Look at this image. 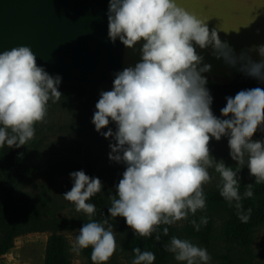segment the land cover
<instances>
[{
	"label": "clouds",
	"instance_id": "1",
	"mask_svg": "<svg viewBox=\"0 0 264 264\" xmlns=\"http://www.w3.org/2000/svg\"><path fill=\"white\" fill-rule=\"evenodd\" d=\"M107 34L127 47L142 40L140 59L115 73L112 87L101 90L91 122L97 132L111 120L115 130L101 134L112 137L109 160L125 167L109 193L107 216H97V206L89 199L101 189L96 176L83 169L68 173L71 187L61 194L83 211L87 220L75 230L73 250L90 248V259L106 261L116 249L112 218L120 216L135 235L167 234L170 225L205 207L202 185L216 177L219 195L234 206L240 222H247L252 209L242 200L254 195V183L264 182V138L251 139L264 121V89H241L225 98L220 116L212 113V97L202 73V56L193 44L211 45L214 55L240 71L264 80V44L256 46L259 60L245 52L235 54L221 41L216 28L181 6L177 0H108ZM27 45L0 51V147L26 144L42 122L47 104L59 100L60 76L50 75L36 64ZM227 136L229 156L235 167L209 154L210 138ZM246 165L254 183L240 191L238 170ZM207 216L189 223L194 230L207 223ZM176 261L207 264V249L188 238L172 235L164 244ZM131 264H152L155 253L133 246Z\"/></svg>",
	"mask_w": 264,
	"mask_h": 264
},
{
	"label": "rangeland",
	"instance_id": "2",
	"mask_svg": "<svg viewBox=\"0 0 264 264\" xmlns=\"http://www.w3.org/2000/svg\"><path fill=\"white\" fill-rule=\"evenodd\" d=\"M11 16L13 18L8 20V23L6 20L7 27L2 25L0 28H7L6 36L14 39L18 33L12 35V32L18 29L16 28L18 24L15 15ZM254 35L260 36L261 31H255ZM260 38H264V35ZM238 69L239 64H236L221 72L208 69L202 75L206 77V83H225L230 82L235 74L240 72ZM57 88L61 93L59 100L54 102L49 100L44 120L35 124V134L25 146L27 168L24 173L23 185L19 189V198L37 210L38 216L33 226L36 227L35 229L40 228L17 236L12 248L0 256V264H44L46 239L53 229L61 233L69 244L70 264H88L85 257L80 252L74 251L72 247L75 230H78L86 221L87 216L82 210L77 211L73 202L67 201L61 196L71 187L68 173L81 169L84 147H89L88 155L94 159L97 165H104L111 168L112 171V168L115 167H125L122 162L109 160L108 145L115 141L111 136L106 138L101 134L108 128H112L114 131V122L110 120L100 132L95 130L91 122L95 107L89 101L92 97L95 98V95L80 96L77 93L78 89H68L65 86H57ZM261 138H264V121L251 137L253 140ZM208 149L214 159H222L225 165L235 167V161L229 156L226 135L221 136L219 140L210 138ZM123 170L117 174L119 178ZM209 173L213 179L203 184L202 189L216 186L217 175L211 168H209ZM115 174L113 172L103 176L109 178L108 182H111ZM237 176L239 181L244 182L254 179V176L249 174L246 165L241 166ZM119 178L114 182L115 184ZM111 184L112 182L108 183V185ZM52 220H56L54 224L44 222ZM110 222L115 232L116 249L106 262L107 264H131L133 256L124 247L131 228L124 223L120 216L112 218ZM183 223L184 218L172 224L175 227L176 236L187 238L183 230ZM222 228L223 220L215 218L211 239L207 245L191 241L207 249L211 257L207 264H238L237 260L243 257L245 252L236 245L224 242ZM250 251L253 264H264V224L254 231ZM167 264H184V262L176 261L171 253Z\"/></svg>",
	"mask_w": 264,
	"mask_h": 264
},
{
	"label": "crops",
	"instance_id": "3",
	"mask_svg": "<svg viewBox=\"0 0 264 264\" xmlns=\"http://www.w3.org/2000/svg\"><path fill=\"white\" fill-rule=\"evenodd\" d=\"M208 25L216 28L235 54L245 52L259 60L256 45L264 44V0H177ZM108 0H0V27L15 15L17 34L6 36L0 28V51L27 45L36 64L50 75H59L64 85L85 88L112 85L116 72L140 59L142 40L132 47L107 34ZM15 24V23H14ZM15 28V27H14ZM11 30V29H10ZM221 31V32H220ZM255 31H261L255 36ZM202 56L201 65L225 71L234 67L214 55L211 45L193 44ZM41 56V57H40Z\"/></svg>",
	"mask_w": 264,
	"mask_h": 264
},
{
	"label": "trees",
	"instance_id": "4",
	"mask_svg": "<svg viewBox=\"0 0 264 264\" xmlns=\"http://www.w3.org/2000/svg\"><path fill=\"white\" fill-rule=\"evenodd\" d=\"M58 86H65L68 89H78L79 92L77 93L80 96H87L88 94L92 96L94 94L95 98L92 97L91 101H89L92 105H95L100 90H109L112 87V85H100L95 88H85L79 84L64 85L61 83ZM257 86L264 89V80H259L242 71L236 73L230 82L206 83V87L212 97L210 104L212 113L221 115L220 108L224 106L226 97L233 96L241 89ZM27 144L28 141L19 147H8L7 145L0 147V256L12 248L14 239L17 236L26 232L39 230L40 228L35 229L36 227L33 226L37 220V210L19 198V189L23 185L24 173L27 168V155L25 151ZM88 149L89 147L82 149L81 169L90 177L96 176L101 181L102 186L100 191L89 198L97 206V216L93 218H99L101 213L107 216V197L109 193L115 194V187L111 185H115L114 182L119 178L117 174L124 168L115 167L112 168V171L109 167L97 165L94 159L88 155ZM113 172L114 174L116 172V174L113 176L112 184L108 185V183H111L108 182L110 179L105 178L103 175H109ZM216 175L218 176V174ZM254 180L255 178L248 182L239 181L241 186L240 191L243 192V186L248 183H254ZM203 191L205 193V207L184 218L183 230L187 238L207 245L211 239L215 218L222 219V237L224 242L236 245L245 252V255L237 260V263L253 264L250 251L252 236L254 231L264 224V182L259 184L254 183V195L243 198L242 204L252 209L249 220L243 223L239 221L234 206H230L219 195L216 186L203 189ZM201 215L207 216V223L201 225L199 230H194L189 220L194 217L198 220ZM55 221L44 222L54 224ZM162 227H167L168 233L164 234L161 232L159 240L153 239V236L156 234L155 232L149 236H139L135 235L134 231L130 229L124 245L126 251L133 256L131 252L133 246L149 249L155 253V259L152 264H167L171 253L165 249L164 244L167 243L170 236L175 235L176 231L173 224L158 225L157 231ZM90 251V248H83L79 252L85 257L88 264H98V262L90 259ZM70 262V247L65 237L56 230H51L46 239L44 264H70ZM99 264H107V262H99Z\"/></svg>",
	"mask_w": 264,
	"mask_h": 264
}]
</instances>
